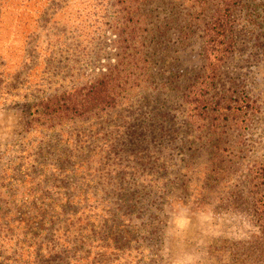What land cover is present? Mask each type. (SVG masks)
Instances as JSON below:
<instances>
[{
	"label": "rangeland",
	"instance_id": "rangeland-1",
	"mask_svg": "<svg viewBox=\"0 0 264 264\" xmlns=\"http://www.w3.org/2000/svg\"><path fill=\"white\" fill-rule=\"evenodd\" d=\"M44 1L0 0L5 82L0 98V215L12 220L5 212L15 214L12 224L4 221L9 229L0 227V264H68L72 231L119 227L120 215L127 212L120 187L154 180L163 184L159 189L164 193H157L155 201L159 207L163 203L165 213L156 264H264V226L245 212L215 204L168 200L165 205L181 178V161L203 163L207 145L201 147L193 137L204 135L211 122L216 121V134L238 139L234 149L243 151L242 169L264 163V0H241L232 13L234 48L217 88L227 110L218 121L209 117L203 122L202 116L193 124L182 104L185 87L203 73L200 30L185 41L167 28L165 51L147 67L153 71V86L131 91L129 100L106 113L25 131L31 104L86 87L115 62L117 37L103 26L76 39L74 48L67 40L66 56H31L21 67L24 39L34 30ZM76 3L58 18L71 29L77 23ZM32 62L38 65L28 71L25 84ZM207 112L211 116L215 111ZM161 163L170 165L168 174ZM21 213L32 224L31 232L17 222Z\"/></svg>",
	"mask_w": 264,
	"mask_h": 264
},
{
	"label": "trees",
	"instance_id": "trees-1",
	"mask_svg": "<svg viewBox=\"0 0 264 264\" xmlns=\"http://www.w3.org/2000/svg\"><path fill=\"white\" fill-rule=\"evenodd\" d=\"M239 1L241 0L40 2L34 30L24 39L21 67L31 62L33 59L31 56L34 58L45 54L66 56L70 50L65 44L67 40H71L74 48L76 39L100 32L103 26H108L117 37L115 62L109 64L106 71L92 84L31 104L29 119L25 121L23 129L32 131L40 127L51 128L90 115L106 113L129 100L131 91L153 86L155 82L153 71L151 66L147 67L153 64V58L165 51L167 46L163 45L162 40L167 28L175 29L176 33H179V38L185 41H191L196 35V30H200L197 38L201 43L203 73L195 76L185 87L182 104L190 114L189 122L193 124L196 117L204 116L201 119L203 122L209 117L217 120V116L227 110L221 99L217 98V88L220 70L233 52L234 34L231 18ZM74 3L76 10L73 16L77 23L71 29L58 18L62 17ZM147 40L148 44L145 43ZM145 58H150L152 62L146 61ZM37 65L32 62L30 68L26 70L25 84L28 83V71L37 68ZM3 77L4 62L1 61L0 98L1 94L5 93ZM209 108L215 111L211 116L207 112ZM215 122L209 124L210 130L204 135L193 137L201 147L207 145L205 159L196 166L190 160L184 159L183 162L181 159L182 165L178 167L182 173L181 178L177 182L175 193L166 197L165 205H168V200L171 203L193 206L215 204L218 209L243 211L262 227L264 163L252 164L245 170L242 169L243 157L240 152L243 151L234 149L239 145L238 139L226 138L222 133L216 134ZM138 140L137 143L142 144V141ZM160 168L167 172L170 165L161 163ZM133 175L136 176L137 173ZM159 185H163L161 181L154 180L145 184L134 182L130 189L127 185L121 186L123 196L127 197L124 201L127 202V212L119 218L121 225L110 228L105 226V230H92L84 234L82 231H72L69 248L73 249L66 254L69 258L68 264H156L161 257L159 233L165 220L163 203L159 207L155 201L157 193H164L161 188L159 189ZM144 189H147L146 192ZM129 191L132 194H129ZM132 198L137 200L133 202ZM10 212H5V218L12 217V220L4 219L0 215V227L3 230L9 229L4 221L12 224L15 220V214ZM21 214L23 219L20 222L16 221L31 232L32 224H28L25 213ZM77 229L80 227L74 228Z\"/></svg>",
	"mask_w": 264,
	"mask_h": 264
}]
</instances>
